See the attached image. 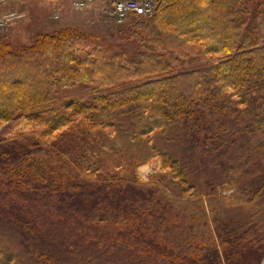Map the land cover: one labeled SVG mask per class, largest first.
<instances>
[{
    "label": "trees",
    "instance_id": "obj_1",
    "mask_svg": "<svg viewBox=\"0 0 264 264\" xmlns=\"http://www.w3.org/2000/svg\"><path fill=\"white\" fill-rule=\"evenodd\" d=\"M122 26L0 38V264L264 256V0Z\"/></svg>",
    "mask_w": 264,
    "mask_h": 264
},
{
    "label": "rangeland",
    "instance_id": "obj_2",
    "mask_svg": "<svg viewBox=\"0 0 264 264\" xmlns=\"http://www.w3.org/2000/svg\"><path fill=\"white\" fill-rule=\"evenodd\" d=\"M17 12L23 15L15 25L6 30H0V38L10 40L19 45L28 43L38 33H53L60 28L72 26L84 32L99 35L105 39L118 36L123 29L111 23L98 9L83 11L75 10L70 2L61 0H8L0 3V14ZM58 15V18L55 16ZM14 123L0 127V140L13 129ZM161 168V160L156 158L141 166L138 174L145 182L156 175ZM228 194H231L229 192ZM239 264H264L263 254L249 252Z\"/></svg>",
    "mask_w": 264,
    "mask_h": 264
},
{
    "label": "built area",
    "instance_id": "obj_3",
    "mask_svg": "<svg viewBox=\"0 0 264 264\" xmlns=\"http://www.w3.org/2000/svg\"><path fill=\"white\" fill-rule=\"evenodd\" d=\"M8 0H0L4 3ZM163 0H61L70 2L75 10L83 11L98 9L111 23L121 26L130 21L133 17L152 16ZM23 15L17 12L0 14V30H6L15 25ZM58 18V15L55 16Z\"/></svg>",
    "mask_w": 264,
    "mask_h": 264
}]
</instances>
